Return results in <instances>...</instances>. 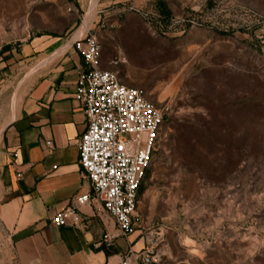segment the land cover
Listing matches in <instances>:
<instances>
[{
    "label": "rangeland",
    "instance_id": "obj_1",
    "mask_svg": "<svg viewBox=\"0 0 264 264\" xmlns=\"http://www.w3.org/2000/svg\"><path fill=\"white\" fill-rule=\"evenodd\" d=\"M65 4L0 0V138L32 63L22 46L68 33ZM136 5L146 17L105 21L96 36L107 50L137 42L146 70L111 71L163 112L138 206L153 264H264V0ZM0 264H13L1 237Z\"/></svg>",
    "mask_w": 264,
    "mask_h": 264
},
{
    "label": "crops",
    "instance_id": "obj_2",
    "mask_svg": "<svg viewBox=\"0 0 264 264\" xmlns=\"http://www.w3.org/2000/svg\"><path fill=\"white\" fill-rule=\"evenodd\" d=\"M65 2L72 18L68 33L28 38L22 46L21 59L32 63L20 82L17 110L0 138L1 243L13 264H121L130 249H144L139 233L105 248L101 238L114 232V221L95 215L89 206L80 208L86 230L57 228L50 221L89 190L77 151L86 120L73 99L84 63L73 42L87 32L98 34L105 21L121 22L130 12L140 13L136 0ZM99 43L102 71L146 70L136 69L132 61L143 58L135 40L129 46L115 43L108 50Z\"/></svg>",
    "mask_w": 264,
    "mask_h": 264
},
{
    "label": "built area",
    "instance_id": "obj_3",
    "mask_svg": "<svg viewBox=\"0 0 264 264\" xmlns=\"http://www.w3.org/2000/svg\"><path fill=\"white\" fill-rule=\"evenodd\" d=\"M72 46L84 63L73 99L86 120L77 151L89 190L54 214L50 223L57 228L86 230L80 208L89 206L95 215H108L114 221V232H105L101 238L105 248H111L119 238L139 233L144 249H130L121 264H153L155 240L152 234L144 233V220L138 213L139 189L163 112L142 90L123 85L117 73L99 68L101 46L96 34L87 32ZM21 177L18 173L17 179Z\"/></svg>",
    "mask_w": 264,
    "mask_h": 264
},
{
    "label": "trees",
    "instance_id": "obj_4",
    "mask_svg": "<svg viewBox=\"0 0 264 264\" xmlns=\"http://www.w3.org/2000/svg\"><path fill=\"white\" fill-rule=\"evenodd\" d=\"M164 13H167L166 11L164 12ZM10 50V48L9 47H4V48H2V50L0 51V57L1 56H3L6 52H8ZM5 59H7V58H5ZM142 191V188H141V186H140V189H139V193Z\"/></svg>",
    "mask_w": 264,
    "mask_h": 264
}]
</instances>
